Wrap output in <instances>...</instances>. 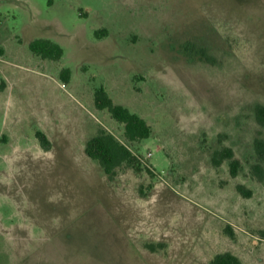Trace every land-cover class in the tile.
Here are the masks:
<instances>
[{"label":"rangeland","instance_id":"1","mask_svg":"<svg viewBox=\"0 0 264 264\" xmlns=\"http://www.w3.org/2000/svg\"><path fill=\"white\" fill-rule=\"evenodd\" d=\"M0 50V264H264V0H0ZM100 129L143 171L110 179L86 154Z\"/></svg>","mask_w":264,"mask_h":264},{"label":"trees","instance_id":"2","mask_svg":"<svg viewBox=\"0 0 264 264\" xmlns=\"http://www.w3.org/2000/svg\"><path fill=\"white\" fill-rule=\"evenodd\" d=\"M103 33L105 36L107 32L103 31ZM97 35L101 38V32ZM29 47L36 56L45 60L59 61L64 56V49L60 45L47 39H37L31 42ZM0 53L3 54V50H0ZM62 79L65 82H69V69L63 71ZM95 104L98 110H107L118 123L124 125L125 136L129 141H142L152 136V128L147 122L137 114L131 113L126 107L115 104L103 87L95 91ZM258 115L259 121L264 123V107L258 109ZM36 137L42 148L49 151L51 142L46 134L42 131H37ZM86 154L89 158L100 164L104 173L110 179H113L117 175V170L123 166L129 167L137 173L142 172L144 169L139 158L116 136L105 129H100L87 142ZM217 155L214 158V162L217 165H220L223 159L232 160L231 172L232 175H235L239 163L233 160L234 154L232 150L226 149L223 153ZM240 191L243 192L241 189ZM210 264H242V262L235 255L224 253L217 255Z\"/></svg>","mask_w":264,"mask_h":264}]
</instances>
